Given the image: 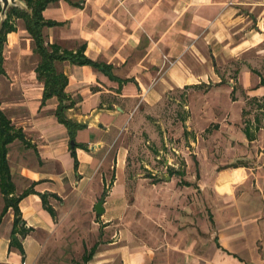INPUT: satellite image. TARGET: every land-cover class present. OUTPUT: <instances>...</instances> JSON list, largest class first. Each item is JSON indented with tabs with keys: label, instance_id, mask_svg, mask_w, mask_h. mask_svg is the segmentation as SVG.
Here are the masks:
<instances>
[{
	"label": "crops",
	"instance_id": "crops-1",
	"mask_svg": "<svg viewBox=\"0 0 264 264\" xmlns=\"http://www.w3.org/2000/svg\"><path fill=\"white\" fill-rule=\"evenodd\" d=\"M42 16L47 47L83 49L109 72L55 62L67 77L64 117L82 125L71 134L57 98L42 103L40 57L11 18L3 54L7 45L22 55L17 67L30 66L15 99L34 139L8 152L16 193L31 192L18 215L0 217V264H35L79 212L93 213L98 236L75 264H261L264 0H53ZM170 104L179 118L166 123ZM141 132H162L181 154L163 158L170 172H128Z\"/></svg>",
	"mask_w": 264,
	"mask_h": 264
},
{
	"label": "rangeland",
	"instance_id": "rangeland-1",
	"mask_svg": "<svg viewBox=\"0 0 264 264\" xmlns=\"http://www.w3.org/2000/svg\"><path fill=\"white\" fill-rule=\"evenodd\" d=\"M21 43L23 44V41ZM25 45L27 47L28 43ZM16 55H13L6 45L3 64L5 75L0 76L1 110L10 120L13 129L12 132H19L22 135L21 140L16 138L7 145L8 152L10 149L12 150L17 146L26 148L30 144L31 139H34L32 133H25L23 131L25 127H28L29 119L27 111L21 106L22 104H19L23 101L15 99L18 82L22 79L20 76L29 75L30 66L26 69L17 67L16 62L20 63L23 58L20 53L17 57ZM24 61L27 64L32 63L30 58H24ZM152 118L156 120V117ZM163 118V121L166 123L176 122L177 118H179V108L171 104L165 106ZM147 141L149 144L146 143ZM167 141H169V138ZM166 142H164L162 132H160L159 135L156 134L155 140L149 139L147 132H141L139 134V139L136 142L134 141L133 146H131L133 150L129 151L128 172L133 174L147 173L151 172L150 169L159 172H170L171 168L168 167L166 170L164 169L162 163L163 158L171 156L175 161H178L181 154L177 156L170 145L165 146ZM159 150H161V153H159ZM156 154L160 155V160L156 163H151V157L155 158L154 156ZM145 164H148L150 169L144 167ZM179 169L181 170L180 166ZM12 183L14 184L13 180ZM19 194L21 193H16V190H14L15 196ZM3 205L4 199L0 193V214ZM71 215L72 213L69 216ZM76 216H78V218L74 219L71 217V221L69 220L71 226L68 230L63 229L60 237L59 233L56 232L49 238L48 242L43 246L42 253L35 264H75V262H81L83 250L92 246L93 242L97 239L98 232L96 231L97 226L94 225L95 217L92 212H79ZM2 230H4V228H2ZM67 231L68 234H66Z\"/></svg>",
	"mask_w": 264,
	"mask_h": 264
},
{
	"label": "trees",
	"instance_id": "trees-1",
	"mask_svg": "<svg viewBox=\"0 0 264 264\" xmlns=\"http://www.w3.org/2000/svg\"><path fill=\"white\" fill-rule=\"evenodd\" d=\"M23 1L27 5V8L31 10V13L29 14L17 7H9L7 10V17L0 30V76L5 74L3 67V45L6 39V34L14 30V26L10 22L11 18H21L25 23L27 32L33 40V52L37 53L40 57L35 72L37 77L43 80L42 103H45V101L52 96L57 98L58 105L55 110V115L65 123L69 132L72 134L76 129L82 128V125L73 124L64 117V110L70 106V103H65L66 95L64 93V88L67 84V77L63 73L57 71L55 68V62L68 61L77 65H90L107 73L109 72V66L91 61L83 54V49H79L75 52L67 50L60 52L56 45L47 47L44 41L43 28L45 26H51L52 23L43 19L42 11L46 5L53 0ZM12 130L10 120L5 116L0 107V193L4 199V205L0 217L9 207H11L15 214L18 215V203L20 199L31 192V189H25L21 194L17 196L14 195L15 186L12 183L7 160V145L16 138L21 140L22 135L19 132L14 133ZM17 221L18 218H15V222ZM84 258L86 260V256Z\"/></svg>",
	"mask_w": 264,
	"mask_h": 264
},
{
	"label": "water",
	"instance_id": "water-1",
	"mask_svg": "<svg viewBox=\"0 0 264 264\" xmlns=\"http://www.w3.org/2000/svg\"><path fill=\"white\" fill-rule=\"evenodd\" d=\"M9 7H17L21 10L31 13V10L27 8V5L23 0H0V30L2 28L3 22L7 17V10ZM103 199H100L94 207L96 214H101L103 212L102 207Z\"/></svg>",
	"mask_w": 264,
	"mask_h": 264
},
{
	"label": "built area",
	"instance_id": "built-area-1",
	"mask_svg": "<svg viewBox=\"0 0 264 264\" xmlns=\"http://www.w3.org/2000/svg\"><path fill=\"white\" fill-rule=\"evenodd\" d=\"M166 60V59H165ZM167 61V60H166ZM170 65H171V62L167 61ZM262 263L261 264H264V258H262Z\"/></svg>",
	"mask_w": 264,
	"mask_h": 264
}]
</instances>
